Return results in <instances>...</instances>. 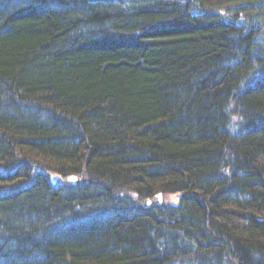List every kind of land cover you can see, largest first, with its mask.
Returning a JSON list of instances; mask_svg holds the SVG:
<instances>
[{"label":"trees","instance_id":"16d2710c","mask_svg":"<svg viewBox=\"0 0 264 264\" xmlns=\"http://www.w3.org/2000/svg\"><path fill=\"white\" fill-rule=\"evenodd\" d=\"M0 264H264V0H0Z\"/></svg>","mask_w":264,"mask_h":264},{"label":"water","instance_id":"95a60500","mask_svg":"<svg viewBox=\"0 0 264 264\" xmlns=\"http://www.w3.org/2000/svg\"><path fill=\"white\" fill-rule=\"evenodd\" d=\"M59 179V177H57L55 180H54V182L56 181V180H58ZM72 181V182H75V183H79V178H76V177H74V176H71L70 178H65L64 179V181ZM157 202L159 203V202H161V195H158V200H157Z\"/></svg>","mask_w":264,"mask_h":264},{"label":"rangeland","instance_id":"374dc122","mask_svg":"<svg viewBox=\"0 0 264 264\" xmlns=\"http://www.w3.org/2000/svg\"><path fill=\"white\" fill-rule=\"evenodd\" d=\"M164 200L168 201V202H171V203H176L177 197H176V195H171L168 198H165Z\"/></svg>","mask_w":264,"mask_h":264},{"label":"bare ground","instance_id":"6f19581e","mask_svg":"<svg viewBox=\"0 0 264 264\" xmlns=\"http://www.w3.org/2000/svg\"><path fill=\"white\" fill-rule=\"evenodd\" d=\"M70 181V180H69ZM54 182V181H53ZM70 183H72V184H76L75 182H72V181H70ZM155 199L156 200H158V195L155 197ZM150 203V201H147V204H149Z\"/></svg>","mask_w":264,"mask_h":264}]
</instances>
